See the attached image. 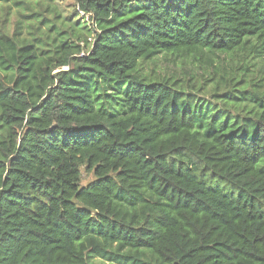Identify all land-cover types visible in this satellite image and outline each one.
<instances>
[{"label":"trees","instance_id":"1","mask_svg":"<svg viewBox=\"0 0 264 264\" xmlns=\"http://www.w3.org/2000/svg\"><path fill=\"white\" fill-rule=\"evenodd\" d=\"M77 5L85 52L59 15L0 28V264H264V0Z\"/></svg>","mask_w":264,"mask_h":264},{"label":"rangeland","instance_id":"2","mask_svg":"<svg viewBox=\"0 0 264 264\" xmlns=\"http://www.w3.org/2000/svg\"><path fill=\"white\" fill-rule=\"evenodd\" d=\"M79 11L77 0H0V28L2 27L7 34H12L16 23H19L22 27V36L29 38L28 32L40 36L52 23L53 17L59 15L58 20L67 18L71 23L76 24L82 36L81 45L84 46L83 52H85L94 37L95 29L91 19L82 15ZM236 59V63H238L240 59ZM197 64L195 57L158 54L151 59L142 60L139 69L141 74L150 80L170 79V77L177 76L184 79L191 74L200 78L201 72H199ZM260 64L258 62L251 64L250 70L253 72L249 77L259 78L258 69ZM233 67L229 58L221 60V74L223 76L230 73ZM203 80L204 78H200L198 84L204 83ZM206 89H211V86ZM204 97L209 98V95H204ZM93 178L94 176L86 172L84 167L81 168V186L86 185ZM89 264L105 263L99 259H94Z\"/></svg>","mask_w":264,"mask_h":264}]
</instances>
